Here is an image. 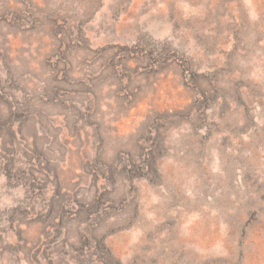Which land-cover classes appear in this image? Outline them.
Listing matches in <instances>:
<instances>
[{"label": "rangeland", "instance_id": "obj_1", "mask_svg": "<svg viewBox=\"0 0 264 264\" xmlns=\"http://www.w3.org/2000/svg\"><path fill=\"white\" fill-rule=\"evenodd\" d=\"M0 264H264V0H0Z\"/></svg>", "mask_w": 264, "mask_h": 264}]
</instances>
